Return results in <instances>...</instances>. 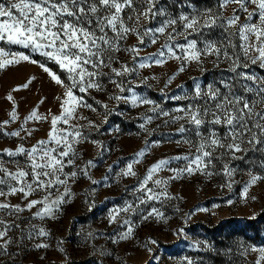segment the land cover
<instances>
[{"label":"snow or ice","instance_id":"1","mask_svg":"<svg viewBox=\"0 0 264 264\" xmlns=\"http://www.w3.org/2000/svg\"><path fill=\"white\" fill-rule=\"evenodd\" d=\"M199 4L200 0H0V45L22 46L38 53L57 66L68 81L65 83L61 73L46 62L0 46V70L22 62L35 64L64 89L57 97L58 115L51 110L45 115L34 107L15 130L9 125L20 117L12 93L30 89L36 77H28L6 96L13 108L6 114L7 119L0 121V136L19 138L21 143L14 148H0V264H17L30 248H50L52 233L46 227L47 221L57 219L74 197L72 185L81 177L92 185L101 183L93 179L92 169L97 167L93 159L79 163L82 156L78 146L88 142L91 130L100 132V126L81 115L80 109L96 112L85 99L91 98L105 110L103 122L107 123L114 109L92 97L91 91L105 93L108 85L115 89L109 100L137 108L148 106L146 112L150 114L140 116L141 130L152 135L160 125L151 130L147 126L155 120L165 126L178 125L175 134L180 139L175 143L188 148L185 154L153 163L147 174L138 178L132 199L108 210V223L123 227V231L114 229L109 237L112 243L131 240L141 223L167 219L156 202L163 206L166 200L175 199L166 185L184 174L219 176L224 179L221 187L232 190L234 185H242V201L257 198L250 192L264 183V0H216L211 8ZM133 37L134 43L128 44ZM153 46L155 51H145ZM121 53L127 54L130 62L122 59ZM170 61L178 64L165 88L192 65L201 75L209 71L216 75L207 83L193 78L190 90L178 85L182 94H165L163 98L180 103L165 110L156 101L138 95L136 81L129 77ZM209 64L210 69L206 67ZM148 79L144 77L139 83L151 87ZM165 88L160 90L162 94ZM81 120L86 123H79ZM44 121L51 125L46 138L26 147L25 142L36 130L27 125ZM91 143L108 151L100 141ZM152 147L146 144L114 179L138 177L136 165ZM172 161H183L184 167L168 168ZM166 168L174 175L157 178ZM112 172L110 164L103 177L105 187H111L108 180ZM238 175H246L247 180H237ZM13 199L19 202L13 203ZM94 206L93 202L90 210ZM178 233L184 235L182 229ZM81 234L85 242L96 238L92 231ZM148 243L154 245L157 241L150 239ZM63 244L61 238V252L65 251ZM201 245L212 247L207 241H192L190 246L199 249ZM237 252L240 264H264V244L240 243ZM182 264L197 261L185 256Z\"/></svg>","mask_w":264,"mask_h":264},{"label":"rangeland","instance_id":"2","mask_svg":"<svg viewBox=\"0 0 264 264\" xmlns=\"http://www.w3.org/2000/svg\"><path fill=\"white\" fill-rule=\"evenodd\" d=\"M215 5L216 0H200L198 6L211 8ZM228 11H231V7ZM134 41L133 37L128 44ZM0 46L12 52L29 54L32 59L40 63L46 62L44 57L22 46L6 43ZM145 51H155V46ZM120 55L122 59L130 62L127 54ZM46 63L49 67L55 66L50 61ZM177 64L176 61H170L163 67L141 69L139 76L133 75L129 79L136 81L134 87L138 95L147 96L161 104L165 110H171L180 102L164 99L165 94L167 96L182 94L183 90L191 89L193 78L207 83L216 75L215 71L201 75L200 70L192 65L165 88L168 77L176 70ZM206 67L210 69L211 65ZM55 68L61 73L57 66ZM30 76L36 77L30 89L12 93L20 119L9 125L11 130H15L23 117L27 116L34 107H38L39 111L45 115L49 110L52 114H59L60 102L57 97L61 96L64 89L56 85L38 65L22 62L20 65L0 70V121L7 119L6 114L13 108L11 102L6 99L7 94ZM144 77L149 78L148 84L151 87L139 83ZM152 77H159V79ZM62 79H65V83L68 82L64 74ZM178 85H183L184 89L178 88ZM162 88H165L164 94L160 91ZM114 91L111 85H108L105 93L91 91L92 97L107 103L109 108L114 109L107 123L103 122L105 110L95 104L91 98L85 97L97 111L80 109L81 115L100 126V132L91 130L88 142L78 146L82 156L79 163L93 159L97 167L92 169V176L101 183L92 185L91 181L81 177L76 184L72 185L74 197L63 206L57 219L47 221L46 227L52 233V239L48 241L51 247L30 248L26 255L18 258L17 264H182V258L185 256L196 260L197 264H231L233 261L235 264H240L238 244H264V183L251 189L250 195L256 196L255 200L248 199L244 202L240 198L241 184L234 185L232 190H229L227 187H221L224 184V179L221 177H207L202 174H184L168 182L166 188L169 194L176 198L166 200L163 206L156 202V207L164 212L167 219H152L141 223L131 240L111 242L109 237L114 235V229L123 231V227L108 223L106 219L108 210L114 205H123L126 200L132 199V191L137 186L138 178L146 175L147 169L153 163L188 151L186 145L175 143L180 139L179 135L175 134V128L178 125L165 126L160 120H155L147 126L149 130L156 128L157 125L160 127L152 135H148L139 128V124L143 122L140 116L150 114L146 112L148 106L137 108L131 104L111 101L109 94ZM77 95L80 94L77 93ZM42 98L46 99L43 104H39ZM121 113L124 115L121 116ZM79 123L83 124L86 121L81 120ZM27 126L36 130L25 142L26 147L35 144L37 140L46 138L51 127L50 121L31 122ZM116 128H119L118 132L115 131ZM169 133L173 135L169 137ZM92 140L100 141L108 151L92 144ZM156 141H159V144H155ZM20 143L19 138L0 136V148H14ZM146 144L153 147L145 157L141 158V163L136 165L138 177H121L118 181L115 180V174L131 162L134 155L145 148ZM100 152H103L102 156L98 155ZM110 164L113 165V172L108 180L111 187H105L103 177L108 174L107 169ZM182 167H184L183 161H172L168 165V168L172 169ZM240 167L247 171L244 164L241 163ZM173 175L174 173L166 168L157 174V178L168 179ZM236 179L247 180V176L238 175ZM150 186H152L151 182ZM228 200L233 202L228 204ZM18 202L13 199V203ZM93 202L95 206L90 210ZM24 215L29 214L24 213ZM253 216L255 219H251ZM133 220H136V217H133ZM136 222L139 223V221ZM180 229L183 230L184 235L178 233ZM89 231L96 233V238L91 242H85L83 235L78 233ZM61 238L64 241V252H61L58 247V241ZM150 239L156 240L157 243L154 245L148 243ZM192 241H207L212 247L205 249L201 245L199 249H194L190 246Z\"/></svg>","mask_w":264,"mask_h":264},{"label":"trees","instance_id":"3","mask_svg":"<svg viewBox=\"0 0 264 264\" xmlns=\"http://www.w3.org/2000/svg\"><path fill=\"white\" fill-rule=\"evenodd\" d=\"M50 67H51L54 71H57L58 73H60V72L57 70V68H55V66L50 65ZM61 77H62V74H61Z\"/></svg>","mask_w":264,"mask_h":264}]
</instances>
